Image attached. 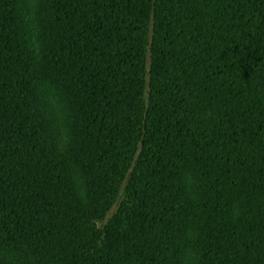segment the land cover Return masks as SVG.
Here are the masks:
<instances>
[{"label":"trees","instance_id":"obj_1","mask_svg":"<svg viewBox=\"0 0 264 264\" xmlns=\"http://www.w3.org/2000/svg\"><path fill=\"white\" fill-rule=\"evenodd\" d=\"M0 264H264V0H0Z\"/></svg>","mask_w":264,"mask_h":264}]
</instances>
